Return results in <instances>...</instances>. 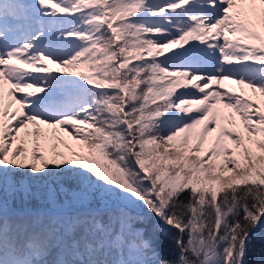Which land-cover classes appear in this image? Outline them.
<instances>
[{"label":"snow or ice","instance_id":"obj_1","mask_svg":"<svg viewBox=\"0 0 264 264\" xmlns=\"http://www.w3.org/2000/svg\"><path fill=\"white\" fill-rule=\"evenodd\" d=\"M261 228L264 0H0V264H250Z\"/></svg>","mask_w":264,"mask_h":264},{"label":"trees","instance_id":"obj_2","mask_svg":"<svg viewBox=\"0 0 264 264\" xmlns=\"http://www.w3.org/2000/svg\"><path fill=\"white\" fill-rule=\"evenodd\" d=\"M149 234L151 235V230L149 229ZM255 248L259 249L264 247V228L259 229L256 233ZM250 264H264V255L257 256L255 254L249 257Z\"/></svg>","mask_w":264,"mask_h":264}]
</instances>
